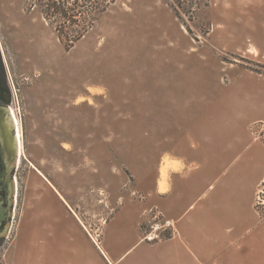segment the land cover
<instances>
[{"label":"rangeland","instance_id":"1","mask_svg":"<svg viewBox=\"0 0 264 264\" xmlns=\"http://www.w3.org/2000/svg\"><path fill=\"white\" fill-rule=\"evenodd\" d=\"M46 3L0 0V61L24 147L0 264L47 250L61 226L100 240L118 211L170 189L184 134L233 76L264 74V25L242 22L264 15V0H118L72 46Z\"/></svg>","mask_w":264,"mask_h":264},{"label":"crops","instance_id":"2","mask_svg":"<svg viewBox=\"0 0 264 264\" xmlns=\"http://www.w3.org/2000/svg\"><path fill=\"white\" fill-rule=\"evenodd\" d=\"M242 22L264 25V15ZM184 142L190 147L178 145L168 191L157 184L141 205L118 211L100 240L77 223L55 228L47 250L35 247L17 264H264V216L256 209L264 182V74L236 73L224 95L194 119ZM151 208L173 221V235L144 239L142 214Z\"/></svg>","mask_w":264,"mask_h":264},{"label":"trees","instance_id":"3","mask_svg":"<svg viewBox=\"0 0 264 264\" xmlns=\"http://www.w3.org/2000/svg\"><path fill=\"white\" fill-rule=\"evenodd\" d=\"M42 4V12L50 19L58 36L72 46L94 26L99 17L118 0H47ZM199 0H176L179 6L189 8ZM0 69L3 66L0 61Z\"/></svg>","mask_w":264,"mask_h":264},{"label":"water","instance_id":"4","mask_svg":"<svg viewBox=\"0 0 264 264\" xmlns=\"http://www.w3.org/2000/svg\"><path fill=\"white\" fill-rule=\"evenodd\" d=\"M18 160V141L9 105L0 108V245L6 238L15 199L13 171Z\"/></svg>","mask_w":264,"mask_h":264},{"label":"built area","instance_id":"5","mask_svg":"<svg viewBox=\"0 0 264 264\" xmlns=\"http://www.w3.org/2000/svg\"><path fill=\"white\" fill-rule=\"evenodd\" d=\"M256 209L264 216V182L260 186L256 196ZM149 213L146 219V227L143 231L144 239L148 242H155L163 240L174 234V223L171 219L165 217V215L157 208H151L146 210L145 213Z\"/></svg>","mask_w":264,"mask_h":264},{"label":"flooded vegetation","instance_id":"6","mask_svg":"<svg viewBox=\"0 0 264 264\" xmlns=\"http://www.w3.org/2000/svg\"><path fill=\"white\" fill-rule=\"evenodd\" d=\"M11 94L7 83L6 75L0 69V108H4L10 104Z\"/></svg>","mask_w":264,"mask_h":264},{"label":"bare ground","instance_id":"7","mask_svg":"<svg viewBox=\"0 0 264 264\" xmlns=\"http://www.w3.org/2000/svg\"><path fill=\"white\" fill-rule=\"evenodd\" d=\"M13 115H14V119L16 122V126H17V139H18V143H19V151L22 153V151L24 150V147H23L21 124H20V121H19L18 117L16 116L15 112H13ZM166 171L164 169V171H163L164 175H166Z\"/></svg>","mask_w":264,"mask_h":264}]
</instances>
